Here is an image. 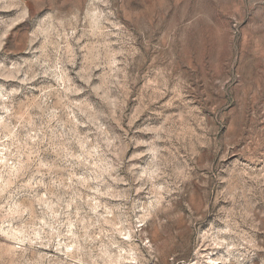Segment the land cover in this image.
Here are the masks:
<instances>
[{"label":"rangeland","instance_id":"1","mask_svg":"<svg viewBox=\"0 0 264 264\" xmlns=\"http://www.w3.org/2000/svg\"><path fill=\"white\" fill-rule=\"evenodd\" d=\"M197 8L207 13V25L192 45L169 52L161 38L177 11L170 0H33L31 7L28 0H0V264H264V83L253 85L254 97L242 90L224 97L220 130L230 135L215 160L206 161L211 172L189 164L191 171L181 172V191L172 193L176 200L161 194L139 202L156 205L137 212L134 247L124 246L133 240L130 230L117 229L116 248L91 240L96 230L88 221L103 216L107 228L116 215L112 209L126 199L125 185L92 178L110 173L109 163L89 161L73 170L74 179L56 171L58 143L50 138L60 127L53 121L48 131L45 120L34 118L44 109L53 118L61 101L54 90L62 88L68 108L89 92L93 108L118 105L126 96L125 131L134 117L133 129L158 128L164 117L191 123L197 113L185 114L197 107L196 94L186 89L197 84L188 77L202 92L213 60L237 75L248 71L251 50L261 43L256 34L264 33V0H192L189 11ZM52 51L60 54L58 64L50 63ZM164 82L168 91L161 94ZM81 87L86 91L72 94ZM74 111L84 113L85 107ZM80 146L88 151L83 140ZM143 150L129 148L125 159ZM152 172L155 178L160 169Z\"/></svg>","mask_w":264,"mask_h":264},{"label":"clouds","instance_id":"2","mask_svg":"<svg viewBox=\"0 0 264 264\" xmlns=\"http://www.w3.org/2000/svg\"><path fill=\"white\" fill-rule=\"evenodd\" d=\"M28 2L29 7H31L33 0H28ZM170 2H174L177 11L171 19V24L166 25L167 30L162 29L164 36L161 38V47L169 52L179 51L192 45L196 39L195 33L202 25H207L208 18L207 13L201 8L189 11L192 0H170ZM181 5L183 7H180ZM20 32H27V26L22 30H18L14 37L19 35ZM38 33L39 29L36 30L34 36H38ZM256 39L261 43L251 50L252 68L248 71L237 75L225 64L213 60L206 66L205 84L202 92L198 91L201 85L192 77H188L192 83L197 84L196 88H192L191 83L187 85V89H191V91L186 89L187 95L196 94L194 100H196L197 107L189 109V113L185 114L197 113V118L192 119L191 123L186 121L183 116L164 117L158 128L137 126L133 129L134 117L129 121L128 129L125 131L123 127V99L126 96H123V94L118 105L106 102L97 104L93 108L89 102L91 96V92H89L88 96L84 97L82 101L71 102V107L68 108L63 103V100L67 99L63 95L64 90L62 88L54 90L57 96L61 98V101L53 106L56 114L52 119H47V109H44L41 115L34 118L45 120L46 123L43 127L48 131L52 130L50 126L53 121L60 127V132L50 138L58 143L56 159L53 161L55 170L68 172L69 176L74 179V169L88 165L89 161L102 158L109 163L111 172L98 174L92 178L104 181V176H107L108 180L113 183L125 185L123 189L126 197L125 202L121 206L112 209V212L116 215L110 217L111 223L107 225V228H105L103 216L88 221V226L96 230L91 240L93 243L98 242V247L104 248V242L107 241L112 248H116L117 243L114 241L115 237L119 235L117 229L132 231L133 240L124 246L134 247V240L139 238L137 233L140 227L135 220L137 212H142L156 205V201L150 199L149 203L143 207H138L141 200L145 197L161 194L162 196H172L173 192H180V182H183L186 178L181 175V172L191 171L188 167L189 164L197 168H207L211 172L212 165L206 161L215 160L214 154L220 152L224 137L230 135V133H222L220 130L223 126L224 97L229 93L238 95V90L254 97L256 89L253 85L257 81L264 83V33H257ZM11 44L12 42H10V46ZM29 50L31 49L29 48ZM49 55L51 56L50 63L58 64L60 62V54L56 51L50 52ZM32 63L39 64L40 67L44 66L39 61ZM64 63H71V61H64ZM67 72L68 69L65 68V76H67ZM36 74L46 75L47 73L38 72ZM161 90V94L168 91L166 82L161 84ZM83 91H86L83 87L73 88L72 94L75 95L77 92ZM100 99L103 100V96ZM192 102L185 101V105L187 106ZM81 104L84 105L85 112L74 111ZM165 107L167 105L161 106V112ZM156 115L159 116L160 112H157ZM76 116H80L82 122H77ZM101 120L104 121L103 125L100 123ZM193 124L195 125L194 128L192 127ZM89 125L91 127H88ZM81 132H83V136H81ZM128 132H133V136L129 137ZM135 132L151 133L152 138L148 140L136 138ZM89 136L93 139L89 140ZM81 140L87 145L88 151L80 146ZM161 144L163 146L154 152V149ZM129 148H143L144 150L134 151L131 156L125 159V154ZM181 152L183 155H181ZM202 152L203 155H201ZM143 157H147V160H142ZM198 157L199 159H197ZM135 161H141L145 166L141 168ZM155 168L160 169V174L154 178L152 170ZM104 182L107 183V181ZM56 183L57 181L54 180L53 185ZM69 183H71V180ZM209 183V178L205 177V183L202 185L205 192H207ZM141 193H144V196H141ZM172 199L176 200L177 197L172 196ZM159 210L166 211L167 209ZM155 214L153 212V215ZM65 215H67V209H65ZM157 223H160V221ZM120 243L123 244V241Z\"/></svg>","mask_w":264,"mask_h":264}]
</instances>
